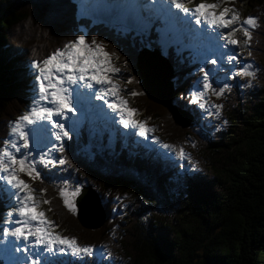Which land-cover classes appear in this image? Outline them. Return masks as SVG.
Returning a JSON list of instances; mask_svg holds the SVG:
<instances>
[{"label": "trees", "instance_id": "obj_1", "mask_svg": "<svg viewBox=\"0 0 264 264\" xmlns=\"http://www.w3.org/2000/svg\"><path fill=\"white\" fill-rule=\"evenodd\" d=\"M87 1L0 0V146L9 137L10 122L36 97L31 61L42 60L84 34L88 42L95 36L109 53L116 52L113 58L119 68L126 62L138 93L133 104L138 118L154 126L164 142L183 147L197 167L186 170L158 154L152 156L124 132H115L112 147L106 144L107 134L94 146L88 144L83 128L78 136L69 135L64 152L57 151L67 161L56 165L58 172L52 174L43 166L41 180L23 173L20 178L41 200H49L40 208L55 222L56 232L75 237L81 245L105 247L111 261L68 257L55 264H264V0H237L246 4L247 16L258 18L246 49V54L251 51L247 58L255 74L251 87L248 77L233 75L230 91L220 98L208 97L210 103L222 105L220 114L209 121L188 103L200 78V65L188 59L192 51L179 55L178 44L166 48L174 71L172 102L194 116L187 128L147 98L139 82L136 55L146 45L159 48L150 37L156 35L155 29L136 33L112 20L93 22ZM160 22L157 18L154 23ZM64 180L70 189L87 183L98 191L106 210L100 228H83L63 207L58 191L65 187ZM5 188L0 183V220L15 202Z\"/></svg>", "mask_w": 264, "mask_h": 264}, {"label": "snow or ice", "instance_id": "obj_2", "mask_svg": "<svg viewBox=\"0 0 264 264\" xmlns=\"http://www.w3.org/2000/svg\"><path fill=\"white\" fill-rule=\"evenodd\" d=\"M223 2L224 0H211V2L199 0L193 4V0H153L151 3L141 4L139 0H129L121 7L133 13L135 19L141 21L144 29L151 26V19L159 18L171 28H175L177 24L183 25V31L187 33L190 40L195 41L200 38L201 30L189 27L194 21L196 25H205L208 28L229 29L220 33L219 36L226 45L239 46L243 43L245 47H249L252 30L259 26L258 18L252 15L241 18L234 7H221ZM188 4H192V7H188ZM90 7L93 11H99L107 10L109 6L105 5L103 0H90ZM173 8L178 12H172ZM141 10L147 13V17H140ZM179 13L183 16H179ZM237 29L243 34L242 42L235 36ZM157 31L160 32L161 43L165 46L175 42L167 35L168 27L158 28ZM247 54L251 56V51L249 50ZM238 55L237 53L230 56L229 60H237ZM116 56V52L109 53L106 50L103 41L97 42L95 36L92 37L91 42H88L84 34H79L42 60L31 61L38 86L36 97L23 115L17 117L14 122H10L9 137L4 139L3 146H0V182L6 183L7 187L4 191L8 192L9 198L15 201V205L8 207L4 218L0 220V224L3 225L0 229V236L3 237L0 238V255L3 256L4 264H55L58 257H72L75 260H83L85 257L111 259V253L103 246L97 249L94 245H81L75 237L53 231L57 225L48 219L44 210L40 208L41 203L48 204L49 200H41L37 197L31 185L20 178V173L33 180L42 179L41 173L35 166L36 159L26 158L32 155L29 151L30 137L33 143L39 144L47 132V126L50 125L51 136L55 141L61 142L68 139V125L57 120H64L68 113L75 114L82 103L89 109L99 108V105L91 104L93 92H95V100H102L103 104L119 117L118 122L124 128L134 129L140 137H146L154 131L144 121L135 118L138 110L131 108L127 100L121 97L120 85L115 82L121 68L117 67L112 59ZM206 63L215 65L216 60H208ZM199 71L202 74V88L200 91L190 93L188 103L197 105L207 112L205 96L209 90L215 97L220 98L225 91L231 90V85L224 83L223 86L213 88L209 82V73L204 68H200ZM254 74L251 63L237 67L234 72L235 76L249 78L248 87H251L250 81ZM228 79L231 80L232 76H228ZM131 82L132 77L129 76L126 83ZM81 89L88 91H81ZM128 94L138 95L135 90ZM211 108L215 110L216 115H219L222 105L213 103ZM151 139L159 143L157 137L152 136ZM162 147L175 151L180 160L186 158L183 148L177 151L174 145L168 143H163ZM21 148L25 150L24 154L17 156L16 153H19ZM51 148L61 153L65 150L62 144L58 146L56 143H53ZM187 158L191 162V158ZM66 162L63 157H60L58 161L47 158V153H41L39 158V163L45 166H55L57 163L64 165ZM191 167L195 170L197 166L191 163ZM63 183L65 187L59 188L58 195L63 207L75 215L77 213L75 198L81 192V186L76 184L73 189H70L67 180ZM44 191L43 188L40 189L41 195ZM20 241L25 242L23 247L16 243ZM14 245L15 252H13ZM29 247L37 249L35 254L29 251ZM20 252H23L24 256L16 255ZM45 253L47 255H44ZM60 264H67V262L61 261Z\"/></svg>", "mask_w": 264, "mask_h": 264}, {"label": "rangeland", "instance_id": "obj_3", "mask_svg": "<svg viewBox=\"0 0 264 264\" xmlns=\"http://www.w3.org/2000/svg\"><path fill=\"white\" fill-rule=\"evenodd\" d=\"M103 2H104L105 5L109 6L107 10L101 9L99 11H93L91 9V7H90V0L87 1L88 14H89V17L92 19L93 22H102V21H106V20H112L120 28H122V29H135L136 33H141V32L146 31L148 29V28L147 29L143 28V25H142L141 21L135 19L133 13H132V16H129L128 14H129L130 11H128L126 9L120 10L118 4L116 5L114 3V1H112V0H103ZM127 2H129V0H123L122 1V3H124V4L127 3ZM197 2H199V0H193V4L197 3ZM210 2H211V0H210ZM139 3H141V4L151 3V0H139ZM190 6L192 7V5H190ZM224 6H230V7H234L235 9H237L241 18L247 16L246 4H244L242 2H241V4H238L237 0H224L223 4H221V7H224ZM171 11L178 12V10H176L174 8ZM139 15L142 18L143 17H147V13H145V12H142V14L139 13ZM182 16H183V14H182ZM154 21H155L154 19H151V25L154 23ZM234 26L235 25H233V27ZM153 27L156 30L157 34L155 36H151V39H155L156 40V43H158L159 46H160L161 53L164 54V55H167L166 54L167 53L166 52V48L168 46H170V45L174 46L175 44H178V46L175 48V51L177 53H179V55H180V52L182 50L186 49L185 47L191 46L190 43L193 42L192 40L190 42H188L187 40L183 41L182 38H180L186 33L182 29L183 25L177 24L175 28H170V29H168V32H167L168 37L170 39H174L175 42L168 43L167 46H165L164 44L161 43V34H160V32L157 31L158 28L159 29H162V28L160 26H158L156 23H154ZM172 34L175 37L172 36ZM235 36H236V38L239 41H241V42L243 41V34L239 31V29H237V32L235 33ZM233 48H234L235 55L237 53L239 54L238 57H237V60H235V61H229L228 59L224 58V59H222V62H220L216 58V64L212 65V64L206 63V61L211 60V59H209L208 57L200 56L199 53H197L196 57L194 58L195 61H199L202 64V66L206 68V71L209 73L210 77L211 76L215 77V80H214L213 84L211 82V79L209 81L213 85V87H215V88L219 87V86H223L224 83H228L229 84L228 76H230V75L232 76L234 74L235 69L237 67L243 66L245 63H251L252 64V62L250 60H248L247 54H246V49L248 47H245L243 45V43H241L239 46H234ZM193 54H196V52L195 53L193 52ZM188 57H189V59H191L189 54H188ZM112 59H113V62L115 63V65L117 66V63L115 62V59L114 58H112ZM121 66L123 68H121V72L118 74L117 78L115 79V82L118 85H120V88H121L120 95H121V97H123L124 99L127 100L128 105L131 108H134L133 104H134L135 96H131V95L128 94L129 92L134 90L133 89V82L126 83L128 77L131 76L132 71H131V69L128 66H125V65H121ZM202 83H203V81H202V75H201V82L199 84H196L194 86V88L191 90V92L200 91L201 88H202ZM81 91H88V90L87 89H81ZM211 95H213V94H212L211 90H209L208 94L205 96V100L207 101V103L205 105L206 108H207V112L201 110L197 105H194V107L197 109L198 113L201 114V115H199V117L201 119L204 118V116H209V114H208L209 112L213 113L214 114L213 116L216 115L215 114V110L213 108H211V104H213V103H210L209 99H208V97L211 96ZM92 96H93V99L91 101L92 102L97 101V100H95V93H92ZM97 104H99V103H97ZM83 105L84 104L82 103L80 106H78V110L75 112V114L68 113L64 120H59L58 119L57 122L65 123V124L68 123V122H71L70 126L67 124L68 125V130H69V134L70 135H74V136H78V134H79L78 126H80V128H83V129L86 130L88 144L90 146H94L95 144L98 145V142L99 141L101 142V136L103 135V132L109 130L110 127H109L108 123L106 121H104V120L103 121L105 123L104 122L97 123L96 122V118L93 116L94 113H92V112H90L92 114L90 115L91 118L89 119V121L88 122L85 121V122L82 123L77 117L81 118V116H83V112H84ZM103 109L104 110H101V113H100V115L98 117H100V118L102 117L103 118L105 116V119L107 121H114L115 130H125L124 132H126V130H127L129 132V137L130 138L135 137L137 139L136 140L137 142H139V143L141 142V144H143L145 147L151 149L152 156H154V154H158L160 158H162L163 160L165 159L166 162H169L170 164L173 163L175 165H180V167H182V169H186V170L192 169L191 163H193V162H192V160L190 162L189 159L187 158V157H189L188 152L183 147H180V146L175 147V149L177 151L180 148H183L184 153L186 155V158L184 160H180L176 156L175 151L164 149L162 147V144L165 143V142L162 140L160 134L157 132V130L155 129L154 126L147 125V126L153 128L154 131L151 132L146 137H140V136H138L136 134V131L134 129H132V128H127L126 129L122 125H120L119 122H118L119 121V117L116 116L114 112L108 113L110 111V109L108 107H104ZM112 113H113L114 120H109L108 118L110 117V114H112ZM92 117H93V120H92ZM135 118L137 120L144 121V120H141L140 118H138L137 114H136ZM202 120L203 121H208V117L206 119H202ZM74 122H75V125H74ZM44 123L46 124V122H44ZM73 125H74V128H73ZM51 132H52V129H51L50 125H49V126H47V132H46L44 138L42 139V141L39 144L33 143L31 141V137H30L29 151L32 152V155L28 156L26 158L27 159L35 158L36 159V165L35 166H36V168L39 171H41V167L44 166L47 170H52V174H55L60 169L59 167L56 168V165H59L58 163L55 164V166H53V165L45 166V165H42V164L39 163V158H40V154L41 153H47V158H51V159L56 160V161H58L59 158H60V157H58L57 151L52 150L51 145L53 143L58 144V146L60 144L64 145V142L66 140H63L61 142L55 141V139L51 136ZM110 132H111V135L108 137L109 141L106 144L108 146L112 147L113 146L112 139L114 138L112 136V133L114 131H111V129H110ZM152 136L157 137L159 143L153 141L151 139ZM94 141H97V142L94 143ZM24 151L25 150L23 148H21L20 152L16 153L17 156L23 155ZM52 178L55 179V178H57V176H53ZM0 183L7 187L5 182H0ZM10 191H13V190H10ZM35 192H36V190H35ZM14 205H15V202H14V204L12 206H14ZM40 206H41V204H40ZM9 239H11V238H9ZM16 243L18 244V242H16ZM28 243H29V245L31 244V238H30V241ZM24 244H25V242L22 241L21 243H19V246L23 247ZM99 248L100 247H98L97 249H99ZM103 248H105V247H103ZM41 250H42V246H41ZM29 251H31V252H33V254H35L37 249L29 247ZM13 252H15V245L13 247ZM102 254L106 255V253H102ZM16 255L17 256H24V253L20 252V253H16ZM44 255H47V254L45 253ZM67 258L68 257H58L57 259L58 260H66ZM70 258H72V257H69V259ZM85 258H87V257H85ZM95 259L98 262L101 261V259H99V257H95ZM83 260H79V261L82 262ZM104 261H111V259L110 260H104Z\"/></svg>", "mask_w": 264, "mask_h": 264}, {"label": "water", "instance_id": "obj_4", "mask_svg": "<svg viewBox=\"0 0 264 264\" xmlns=\"http://www.w3.org/2000/svg\"><path fill=\"white\" fill-rule=\"evenodd\" d=\"M135 67L139 75L143 93L153 102L166 108L171 118L182 128L189 127L193 115L184 108L172 104L173 67L165 55L157 48L142 47L136 55ZM77 213L79 224L86 229L101 227L106 219V210L102 198L91 184H83L77 195Z\"/></svg>", "mask_w": 264, "mask_h": 264}, {"label": "bare ground", "instance_id": "obj_5", "mask_svg": "<svg viewBox=\"0 0 264 264\" xmlns=\"http://www.w3.org/2000/svg\"><path fill=\"white\" fill-rule=\"evenodd\" d=\"M152 2V1H151ZM120 10H124L122 7L121 8H119ZM142 12H145V11H143L142 10ZM172 12H175V11H172ZM146 13V12H145ZM129 16H132V13L131 12H129V14H128ZM127 15V16H128ZM150 27H153V24L150 26ZM141 28V27H140ZM154 28V27H153ZM157 33V32H156ZM151 37V36H150ZM186 49H189L188 48V46L187 47H185ZM197 48V47H196ZM190 50H194V46H193V48H190ZM189 54V53H188ZM230 61V60H229ZM100 108V107H99ZM94 109H95V107H93V108H91L90 109V112H92V113H94V114H99V112H100V110L101 109H95V111H94ZM97 110V111H96ZM194 110H195V108H191V111L194 113ZM144 120H146V119H144ZM173 120V119H172ZM148 122V121H147ZM176 123V122H175ZM149 124V123H148ZM69 125V124H68ZM88 134V133H87ZM135 140H137L136 138H135ZM137 142V141H136ZM140 146H142V144H141V142L139 143V142H137ZM198 143V142H197ZM196 145V144H195ZM198 146V145H197ZM211 149V148H210ZM200 152V151H199ZM206 152V151H205ZM196 156V155H195ZM199 159V158H198ZM204 163V162H203ZM213 167V166H212ZM215 169V168H214ZM48 215V214H47ZM88 230H90V229H88Z\"/></svg>", "mask_w": 264, "mask_h": 264}, {"label": "clouds", "instance_id": "obj_6", "mask_svg": "<svg viewBox=\"0 0 264 264\" xmlns=\"http://www.w3.org/2000/svg\"><path fill=\"white\" fill-rule=\"evenodd\" d=\"M189 40H190V39H189V37H188V42H189ZM190 44H191V43H190Z\"/></svg>", "mask_w": 264, "mask_h": 264}]
</instances>
